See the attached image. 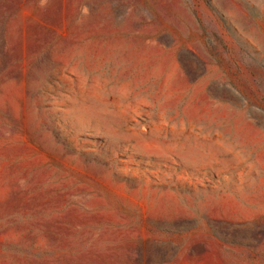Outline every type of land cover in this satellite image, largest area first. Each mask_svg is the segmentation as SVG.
I'll use <instances>...</instances> for the list:
<instances>
[{
    "label": "rangeland",
    "instance_id": "rangeland-1",
    "mask_svg": "<svg viewBox=\"0 0 264 264\" xmlns=\"http://www.w3.org/2000/svg\"><path fill=\"white\" fill-rule=\"evenodd\" d=\"M0 264H264V0H0Z\"/></svg>",
    "mask_w": 264,
    "mask_h": 264
}]
</instances>
